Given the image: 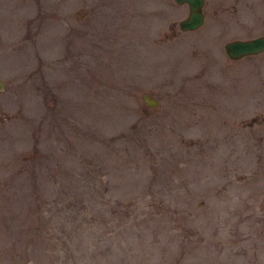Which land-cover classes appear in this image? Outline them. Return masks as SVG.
I'll list each match as a JSON object with an SVG mask.
<instances>
[{"label": "rangeland", "instance_id": "rangeland-1", "mask_svg": "<svg viewBox=\"0 0 264 264\" xmlns=\"http://www.w3.org/2000/svg\"><path fill=\"white\" fill-rule=\"evenodd\" d=\"M202 11L0 0V264H264V0Z\"/></svg>", "mask_w": 264, "mask_h": 264}, {"label": "water", "instance_id": "water-1", "mask_svg": "<svg viewBox=\"0 0 264 264\" xmlns=\"http://www.w3.org/2000/svg\"><path fill=\"white\" fill-rule=\"evenodd\" d=\"M177 5H186L187 14L177 21L180 31H192L202 26L204 15L202 11L203 0H173ZM225 56L230 60L253 56L264 52V34L246 39H232L222 45ZM140 100L146 107H155L157 100L147 93L140 95Z\"/></svg>", "mask_w": 264, "mask_h": 264}]
</instances>
